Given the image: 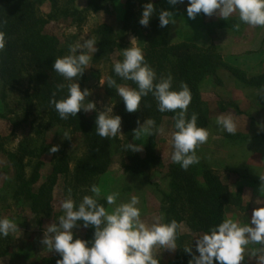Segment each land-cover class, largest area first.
Masks as SVG:
<instances>
[{"label": "rangeland", "instance_id": "rangeland-1", "mask_svg": "<svg viewBox=\"0 0 264 264\" xmlns=\"http://www.w3.org/2000/svg\"><path fill=\"white\" fill-rule=\"evenodd\" d=\"M125 1L96 0V4L100 8L97 12L84 10L88 0H59L56 7H52L46 2L37 9L39 16L49 20L46 29L59 37L65 49L68 48L69 44L78 42L85 33H87L85 38L89 36L96 37V30L102 23L111 25L114 30L119 48L116 49L110 59L101 58L91 61V67L85 70L86 80L80 85L82 90L84 88L91 90V95L87 99L96 103L97 111L84 112L88 120L95 121L98 112L104 111L109 105L113 106L112 114L118 115L117 99L105 92L104 86L99 85V80H106L112 64L116 60L122 59V49L130 46L132 38H136V43L142 49L147 44L149 26L144 27L139 23L140 14L145 3L139 5V2H136L134 4L133 23H130L126 34L121 36V20L124 17ZM147 2L148 0H146ZM152 2L161 4L164 9L171 11L174 15L175 24L170 23L168 25L167 42L169 44L189 42L207 48L215 46L222 57L221 50L228 52L231 48L228 43L233 38L241 35L238 34L239 32L233 33L234 37L231 35L228 39L225 35L220 37L219 34L220 29L226 27L232 30L237 26L239 20L236 14L227 21L222 20L224 23L220 21L219 23L216 15L199 14L195 19H190L186 12L187 0H185V3L176 5L169 4L168 0H152ZM75 8L81 11L78 14L72 13L70 9ZM65 9L69 10L67 14L61 13ZM253 36L256 37L255 43H257L260 37L259 32H255ZM239 49L241 51L244 48L239 47ZM218 74L220 83L210 77L202 87L203 96L207 100L204 105H208L205 128L209 130V138L205 144L196 149L200 162L192 166H196L200 171H202L203 165L209 166L231 190L241 189L242 195L247 197L246 207L249 209L255 205L261 195L264 196L258 189L264 183L260 179V177H264V160L262 159V156L264 157V131L258 130L257 127L258 122L264 124V104L258 101V96L264 94V89L260 90L255 86H247L240 79L234 78L225 69L220 70ZM28 87L27 78L24 77L12 88L5 89L4 100L0 101V130L4 128L6 119L12 121L14 119L15 122H18L16 120L24 118L25 115H28L29 121H35L34 125L41 122L39 118H41L42 110L36 105L35 101L28 105L24 104V93L27 92ZM221 114H231L233 116L237 124L235 135L224 132L216 125V117ZM3 117H5V120L1 119ZM138 119L141 124L146 121L142 118V115H138ZM17 125L12 133L7 134L5 137H2L3 132H0L2 144L0 150V217L11 218L18 224V230L15 233L0 238L6 248L5 255L0 257V264H56L61 257L58 253L50 251L42 245L41 240L47 225L57 221L63 214L60 205L66 198L69 189L64 190V186L69 184L76 161L82 156L84 147L78 140L79 136L69 134L71 138L64 140L62 136L60 137L56 133L54 128L46 134L41 131L40 137L33 135L30 145L37 148L36 155L41 147L47 145V150L44 153L46 163L41 168L45 171V174L50 173V164L47 160L50 157L48 150L52 145H59V148L63 147L70 156L69 175L65 179L63 177L59 178L52 195V208L34 215L29 212L27 202L18 199L16 195L18 182L14 177L13 166L7 158V152L15 150L24 133L23 123ZM156 126L162 127L164 132L153 134L154 148L152 155L153 157L157 156V158L144 175L127 168L131 164V159L128 157L131 151L121 150L122 144L126 140L124 125L121 123V135L111 139V141L109 140L110 161L108 169L97 176L92 183L101 186L102 195L100 198H104L107 194L115 191L120 193L118 202L126 201L133 195L138 196L141 201L142 219L148 224L163 215L161 193L163 190L168 189L170 180L168 174L173 170L177 172L183 170L180 165L173 163L171 160V134L174 131L172 119L165 117ZM117 139L120 142L117 143L115 141ZM144 139L143 150L131 153L142 158L145 156L144 146L148 137ZM43 140L45 143H43ZM129 142L140 143V141H133L132 136ZM32 164L33 160L28 161L25 168L27 177L31 175L35 165ZM190 168L187 171H190ZM198 175L200 182L201 176ZM89 189L90 187L75 190L76 196H73V199L78 202L84 195L90 194ZM108 207L106 204V208ZM247 209L239 211L235 207L227 206L225 217L234 218L241 223H245L241 215ZM74 233V239L77 237L82 239L83 231L77 228L74 229ZM195 240L192 235L180 239L182 246L185 248L191 247V249L195 248ZM153 252L154 256L160 259V264L167 263L164 261L167 259L165 257H169L170 254L174 253L173 251L163 250L158 246L154 248ZM242 264H264V247L258 244H250Z\"/></svg>", "mask_w": 264, "mask_h": 264}, {"label": "trees", "instance_id": "trees-1", "mask_svg": "<svg viewBox=\"0 0 264 264\" xmlns=\"http://www.w3.org/2000/svg\"><path fill=\"white\" fill-rule=\"evenodd\" d=\"M58 1L0 0V31L5 34L6 40L5 49L0 52V101L4 100L5 89L12 88L26 77L29 87L24 93V104L28 105L35 101L42 110L41 118H39L41 122L37 125H34L35 121H29L28 115L17 119L18 122H15L14 119L13 121L5 120L3 117L1 119L5 120V126L0 130L3 132L2 137H5L12 133L18 123H23V136L15 150L7 152V158L13 166L14 177L18 182L16 195L18 199L27 202L29 212L34 215L52 208V195L58 180L60 177L65 179L70 172V156L63 147L59 148L57 153L49 154L47 162L50 164V173L45 174V171L41 170L46 163L44 153L47 150V145L41 147L37 155L35 154L37 148L30 145L34 136L40 137L41 131L46 134L54 128L60 137H63L64 132L79 136L78 140L82 143L84 151L76 161L69 184L64 186V190L71 188L74 197L76 196L75 190L90 187L94 179L108 169L110 161V139H102L96 134L95 121L88 120L83 110L77 114V117L62 120L54 107L49 104L53 93H55L56 99L62 98L67 93V82L53 71L52 65L56 57H62L68 53V48H63L59 37L46 29L49 20L39 16L37 9L46 2L50 6L56 7ZM136 2L142 5L146 3V0L125 1L124 17L121 20V36L126 34L130 23H133V6ZM153 3L157 14L161 9H164L161 4ZM84 10L97 12L100 8L97 6L96 0H88ZM68 11L65 9L61 13L67 14ZM70 11L78 14L81 10L75 8ZM148 26L149 36L147 44L143 48L147 62L155 69L158 76L161 74L166 76L171 73L174 88H178L182 82L188 85L191 92V103L188 106L186 117L190 118L193 113H196L199 126L206 127L207 125L208 105H204L207 100L203 96L202 87L210 77L220 83L218 74L220 70H227L234 78L240 79L247 86L264 89L263 70L260 73L250 74L227 64L215 46L207 48L189 42L169 44L167 42L168 26L159 27L158 15L152 17ZM96 37L98 50L93 54L92 61L101 58L110 59L119 48L112 26L106 23L100 24L96 30ZM109 77L116 79L119 85L135 87L131 81H123L115 76L112 66L106 80ZM85 80L84 72L78 82L81 85ZM60 84H64L65 88L58 89L57 86ZM104 89L108 95L117 99V113L122 118L126 138L121 150H124V145L131 139L132 130L137 126L138 115H142L144 120L148 118L154 120L156 125L165 117L171 118L174 127L176 114L159 112L157 101L151 94L142 98L141 107L137 112L128 113L125 111L123 100L116 94L115 89L109 88L107 83H105ZM258 101L264 104V94L258 96ZM64 140L66 139L64 138ZM115 141L120 142L119 139ZM43 143H45L44 140ZM1 148L0 140V150ZM153 148L154 136L152 135L148 137L144 146L145 156L143 158L130 152L128 157L131 159V164L127 168L144 175L157 158L152 155ZM30 160H33L35 165L31 175L27 177L25 168ZM202 167V171L198 170L196 166H192L187 172L185 170L171 171L168 174L170 179L168 189L161 193L163 205L161 209L165 219L167 221L174 219L179 225L177 230L179 239L176 241L178 248L168 260V264H189L193 254L198 255L196 248L192 249L194 250L192 253L184 251L185 247L180 241L182 237L192 235L197 240L199 236L209 230L210 226H214L226 218L225 208L227 206L235 207L239 211L246 209L241 189L231 190L209 166L203 165ZM198 174L201 176L200 182ZM99 203L106 207L104 198H100ZM79 229L83 231L82 239L92 240L94 229L91 226L88 228L81 226ZM5 253L6 248L0 239V257Z\"/></svg>", "mask_w": 264, "mask_h": 264}, {"label": "clouds", "instance_id": "clouds-1", "mask_svg": "<svg viewBox=\"0 0 264 264\" xmlns=\"http://www.w3.org/2000/svg\"><path fill=\"white\" fill-rule=\"evenodd\" d=\"M171 5L185 3V0H168ZM187 16L195 19L197 15H216L225 21L234 14L240 23L264 29V0H187ZM154 15H158L159 27L175 24L174 15L167 9H161L157 14L155 4L148 0L143 5L139 23L147 27ZM85 33L75 44H69L68 53L56 57L52 69L67 82V93L56 99L55 93L49 100L60 119L77 117V114L97 111L95 101L87 98L91 90L81 89L79 79L85 70L91 67L93 54L98 50V39L94 36L85 38ZM5 34L0 31V52L5 49ZM122 59L112 65L115 76L123 81H131L135 87L119 85L116 79L109 77L99 80V85L107 83L114 88L116 94L123 100L125 111L135 113L141 107L142 98L151 94L157 101V109L161 113H175L174 131L171 134V160L187 171L190 166L198 164L200 158L196 149L205 144L209 138V130L199 126L198 115L193 113L186 117L191 103V92L186 83L178 88L173 87V76L157 75L155 69L147 62L144 50L132 38L130 46L122 49ZM65 88L64 84L57 86ZM88 101V102H86ZM113 106L99 111L95 119L96 134L102 139H113L121 135V117L113 115ZM216 125L224 132L235 135L237 124L231 114H221L216 117ZM258 130L264 131V124H257ZM162 127H157L154 120L147 119L132 130L133 141L124 145V151L140 152L143 150L145 137L155 133H163ZM63 138L69 139L68 132ZM59 145H52L49 154L59 151ZM264 182V177H260ZM90 194L84 195L78 202L73 199L71 188L66 198L61 202L63 214L57 221L44 229L41 244L48 250L59 254L56 264H160V259L154 256L157 246L163 250L175 251L177 246L176 220L167 221L163 215L157 217L151 224L142 219L140 198L131 196L126 201L118 202V191L107 194L104 199L109 206L99 203L102 188L92 184ZM264 193V183L260 188ZM261 201V202H258ZM257 200L258 207L252 211L247 223H241L234 218H224L220 223L210 226L196 240L195 248L198 255L193 254L189 264H242L250 244L264 247V196ZM94 229L91 241L74 239V229L79 227ZM18 230V224L11 218L0 217V238L8 237ZM192 253L191 247L184 248Z\"/></svg>", "mask_w": 264, "mask_h": 264}, {"label": "crops", "instance_id": "crops-1", "mask_svg": "<svg viewBox=\"0 0 264 264\" xmlns=\"http://www.w3.org/2000/svg\"><path fill=\"white\" fill-rule=\"evenodd\" d=\"M217 20L218 22L219 21L222 22L223 19H219L218 17ZM257 31L259 32L260 37L258 39V42L255 43L256 37L253 36V34ZM233 33H238L241 35L240 37L237 36L233 39L231 38L232 41L228 43L231 46V48L229 49L228 52L223 49L221 50L223 61L229 65L237 67L240 70H243L248 73H259L262 70H264V29H261L259 27L258 28L252 27L239 22L237 26L232 30L226 27L219 30L220 37H223L225 35V37L228 39L230 38L231 35L232 37H234ZM239 47H243L244 49H241V51H239L240 50ZM262 159L264 160L263 156ZM260 188L261 186H259L258 188L259 192H260ZM242 199L244 204L246 205L248 201L246 195H242ZM258 206L259 205L256 202L255 205L251 206L249 209H247L246 207L247 211H245L241 215V218L245 223H247L248 220L251 218L253 209ZM173 254L174 253L170 254L169 257H165L167 259L164 261L169 262L168 260L173 256Z\"/></svg>", "mask_w": 264, "mask_h": 264}]
</instances>
